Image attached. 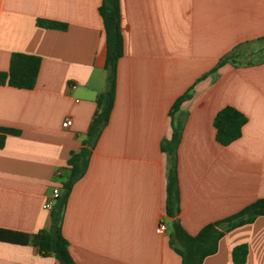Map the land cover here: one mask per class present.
Here are the masks:
<instances>
[{
	"label": "crops",
	"instance_id": "1",
	"mask_svg": "<svg viewBox=\"0 0 264 264\" xmlns=\"http://www.w3.org/2000/svg\"><path fill=\"white\" fill-rule=\"evenodd\" d=\"M100 2L0 0V71L12 52L40 57L32 88L0 84V127L18 130L4 133L0 147L2 229L32 234L50 225L67 159L86 138L106 87ZM119 2L123 52L113 107L71 186L61 231L75 264H180L169 242L174 219L195 234L264 197V0ZM38 18L66 28L38 26ZM228 52L232 58L212 71ZM226 105L247 120L240 136L222 145L213 118ZM178 122L179 211L170 216L161 143ZM53 188L59 194L44 208ZM240 244L247 247L242 264H264V215L227 231L201 264H235L232 248ZM0 264L59 262L31 242L0 240Z\"/></svg>",
	"mask_w": 264,
	"mask_h": 264
},
{
	"label": "trees",
	"instance_id": "2",
	"mask_svg": "<svg viewBox=\"0 0 264 264\" xmlns=\"http://www.w3.org/2000/svg\"><path fill=\"white\" fill-rule=\"evenodd\" d=\"M98 12L102 19L106 44L104 69L106 70V87L96 98L97 111L94 114L82 141L80 149L72 152L67 159L68 176L61 182V193L50 212L48 229L28 234L0 228V240L13 243L36 245L42 255L53 254L59 264H75L67 247V240L61 231V220L64 204L66 203L73 182L86 171L91 149L100 131L108 122L115 96L116 65L123 52V37L120 30V2L119 0H101ZM36 24L45 28L65 29L64 22L38 18ZM233 52L220 57L212 68L215 71L230 58ZM40 57L34 54L12 52L8 69L0 71V84L7 83L17 88H32L35 84ZM190 96L189 90L179 95L172 104V110ZM247 118L244 113L233 106L226 105L219 109L214 118L215 138L226 145L241 134L242 126ZM182 124H173L169 139L162 141L161 149L169 157L166 182L165 211L173 216L179 211V188L177 180L176 148L180 140ZM17 129L0 127V147L3 145L4 133H17ZM264 215V197L248 203L235 213L222 219L204 224L197 233L189 234L176 219L172 221V233L169 237L170 245L179 253L180 264H201L203 259L214 253L219 239L229 230L244 223L251 222L256 216ZM247 247L245 244L232 248V259L235 264H242L245 260Z\"/></svg>",
	"mask_w": 264,
	"mask_h": 264
},
{
	"label": "built area",
	"instance_id": "3",
	"mask_svg": "<svg viewBox=\"0 0 264 264\" xmlns=\"http://www.w3.org/2000/svg\"><path fill=\"white\" fill-rule=\"evenodd\" d=\"M72 87H74V85H72ZM71 122H72L71 119L67 118L64 122H62V126L67 127L71 125ZM58 194H59V190L57 188H53L51 199L46 200L42 206L44 208H51L53 200L58 196ZM165 228H166L165 222L163 220H160L156 226V232L162 233L165 230Z\"/></svg>",
	"mask_w": 264,
	"mask_h": 264
},
{
	"label": "rangeland",
	"instance_id": "4",
	"mask_svg": "<svg viewBox=\"0 0 264 264\" xmlns=\"http://www.w3.org/2000/svg\"><path fill=\"white\" fill-rule=\"evenodd\" d=\"M258 42H259V43H264V38L261 39V40H259ZM254 58H255L254 56L251 57V59H253V60H254ZM247 59H248V58H241V59H239V60L237 59V60H238L239 62H241V61H247Z\"/></svg>",
	"mask_w": 264,
	"mask_h": 264
}]
</instances>
